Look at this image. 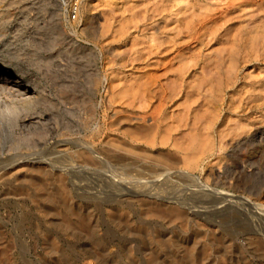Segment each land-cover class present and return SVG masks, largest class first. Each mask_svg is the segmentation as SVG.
<instances>
[{"label": "rangeland", "instance_id": "obj_1", "mask_svg": "<svg viewBox=\"0 0 264 264\" xmlns=\"http://www.w3.org/2000/svg\"><path fill=\"white\" fill-rule=\"evenodd\" d=\"M0 63L39 119L0 114V153L46 158L0 160V264H264V0H0Z\"/></svg>", "mask_w": 264, "mask_h": 264}, {"label": "bare ground", "instance_id": "obj_2", "mask_svg": "<svg viewBox=\"0 0 264 264\" xmlns=\"http://www.w3.org/2000/svg\"><path fill=\"white\" fill-rule=\"evenodd\" d=\"M5 65V64H4ZM4 66H3V64H1L0 63V114H2V115H4L5 116V114H13V115H15L14 117H15V121L16 122H18V125H20V126H22V127H25V126H29V125H33L35 122H37V121H34V120H30V121H26V119L27 118H25V116L23 115L25 112H26V106L27 105H30V104H32L31 102H32V100L34 99V93L32 94L31 93V91L29 90V87H28V85H26L25 84V82L24 81H22V80H20L18 77H14V76H11L10 75V73L6 70V69H4L3 68ZM36 94V93H35ZM35 97H36V95H35ZM37 98V97H36ZM37 99H39V98H37ZM35 100V99H34ZM40 100V99H39ZM38 100V101H39ZM36 101V100H35ZM38 101H37V103H38ZM42 103V102H41ZM92 110V109H91ZM91 110H90V112H91ZM13 115L12 116H10V117H13ZM22 115H23V117H22ZM9 117V118H10ZM25 118V119H24ZM11 119H13V118H11ZM10 120V119H9ZM14 120V119H13ZM12 121V120H11ZM16 122H13V124L14 123H16ZM12 124V123H11ZM12 124V125H13ZM17 124V123H16ZM15 125V124H14ZM1 127V126H0ZM30 127V126H29ZM150 129V128H149ZM5 130V129H4ZM143 131V132H142ZM146 131V132H145ZM151 131V130H150ZM153 131V130H152ZM169 131V130H168ZM167 131V132H168ZM149 131H147V130H145V128H143L142 127V129L140 128L139 130L138 129H135L132 133H135V136L137 135V136H139V137H146V136H148V133ZM152 133V132H151ZM170 133V132H169ZM32 134V133H31ZM161 134V133H160ZM24 135V134H23ZM91 135V134H90ZM149 135H150V133H149ZM153 134H151V136H152ZM196 136V135H195ZM170 137V136H169ZM193 137V136H192ZM194 138V137H193ZM196 138V137H195ZM194 138V139H195ZM19 139V138H18ZM134 139V138H133ZM140 139H142V138H140ZM139 139V140H140ZM149 139V138H148ZM167 139H168V137H167ZM137 140H138V138H137ZM197 140H198V138H197ZM196 140V141H197ZM207 140V139H206ZM112 141V140H111ZM192 141V140H191ZM200 141V140H199ZM193 142V141H192ZM198 142V141H197ZM34 143V142H33ZM196 143V142H195ZM200 143V142H199ZM107 144V143H106ZM111 144V143H110ZM116 145H117V143H115ZM200 144H203L202 143V141H201V143ZM199 144V145H200ZM86 145V144H85ZM92 145V144H91ZM91 145L90 146H86L85 147V149H84V151L86 150V152H88L89 154H90V156H91V158H92V156H93V159H94V156H95V154H93L96 150H95V148H92V147H94V146H92L91 147ZM198 145V146H199ZM114 146V145H113ZM195 146V145H194ZM202 146V145H201ZM10 147V146H9ZM116 149H114V148H110L109 149V151H108V148H107V153H106V158H108V160H111V161H113V162H115V163H124L125 161H127L128 159H129V157H128V159H127V157H126V155H127V153H126V155L123 153V151L121 150V148L119 147V146H114ZM119 147V148H118ZM208 147V146H207ZM211 147V146H210ZM83 148V147H82ZM201 148V147H200ZM93 149L95 150V151H93ZM50 150V149H49ZM199 150V149H198ZM198 150H197V152H198ZM210 150V149H209ZM11 151V150H10ZM101 151V150H100ZM103 151V150H102ZM30 152V151H29ZM33 152V151H32ZM35 152V151H34ZM81 152V151H80ZM195 152V151H194ZM9 153V152H8ZM37 153H39V152H37ZM44 153V152H43ZM82 153V152H81ZM96 153V152H95ZM6 154V153H5ZM83 154V153H82ZM93 154V155H92ZM140 154V153H139ZM193 155H194V153H192ZM192 154H190V155H192ZM39 155V154H38ZM101 155V154H100ZM100 155L98 156V158H100ZM130 155V154H129ZM29 156V155H28ZM77 156V155H76ZM89 156V155H88ZM197 156V157H196ZM35 157H37V154H36V156ZM42 157V156H41ZM96 157V156H95ZM102 157V156H101ZM104 157V156H103ZM188 157V156H187ZM187 157H186V159H187ZM8 158V156H5V155H3V152H1L0 153V160L1 159H4L3 161H1L2 163H5V162H7L6 164H8L7 165V167H3L4 169H11V168H13V167H15V165H17L16 164V162L18 163V161H20V163L19 164H26L27 162H33V163H37V164H41L42 162H43V160H45V159H43L44 157H42V158H40V159H42V160H40V159H31V158H29V157H26V156H24V157H22V158H17L16 160L15 159H13L12 157H10L9 156V158ZM72 158V157H71ZM86 158V157H85ZM98 158L96 157V159H97V161H99L98 160ZM208 158V157H207ZM49 159V158H48ZM54 159V158H53ZM139 159V158H138ZM200 158H199V155H197V153H196V155H195V157H192L191 156V158H189V161H188V164L190 165V166H194V168L197 166L196 164L198 163V160H199ZM22 160V161H21ZM62 160V159H61ZM87 160V159H86ZM90 160H92V159H90ZM107 160V161H108ZM134 160V161H133ZM132 161L134 162V164H133V162H132V164L133 165H135V160H137V159H133ZM146 160V159H145ZM47 161V160H46ZM52 161V160H51ZM56 161H57V159H56ZM63 161V160H62ZM71 161V160H70ZM96 161V162H97ZM104 161H106V159L104 160ZM138 161V160H137ZM137 161H136V163H137ZM92 162V161H91ZM94 162V161H93ZM95 162V163H96ZM129 161H127V163H128ZM130 162H131V160H130ZM141 162V161H140ZM203 162V161H202ZM201 162V163H202ZM55 163V162H54ZM63 163V162H62ZM65 163H67V162H65ZM65 163H63V164H65ZM72 163V162H71ZM70 163V164H71ZM108 163V162H107ZM106 163V164H107ZM112 163V162H111ZM114 163V164H115ZM127 163L125 162L124 164H126L127 165ZM143 163H145L144 161H143ZM151 163V162H150ZM186 163V162H185ZM28 164V163H27ZM32 164V163H31ZM43 164V163H42ZM56 164H57V162H56ZM55 164V165H56ZM106 164H105V166H106ZM124 164H122V165H124ZM132 164H129L128 163V165H131L132 166ZM142 164V163H141ZM156 164H157V161H156ZM175 164V163H174ZM194 164V165H193ZM58 165V164H57ZM66 165H69V164H66ZM72 165V164H71ZM108 165H109V163H108ZM112 165V164H111ZM137 165V164H136ZM144 165V164H143ZM148 165V164H147ZM53 166V165H52ZM60 166H61V164H60ZM63 166H65V165H63ZM121 166V165H120ZM120 166H118V168L120 167ZM146 166V165H145ZM152 166V165H151ZM154 166H155V164H154ZM154 166H152L151 168H150V165H149V174H150V172H152V174H157V175H161L162 176V172L164 173L165 171H163V170H166V172L167 171H171L172 172V170H170V168H167V169H165V168H162V169H160V167H159V169H157V165L155 166L156 167V169L154 168ZM166 166V165H165ZM176 166V165H175ZM186 166H187V164H186ZM202 166V165H201ZM42 167V166H41ZM46 167V166H45ZM49 167V166H48ZM57 167H59V166H57ZM57 167H55L56 169H57ZM104 167V166H103ZM107 168H108V166H106ZM113 167V166H112ZM115 167V166H114ZM128 167V166H127ZM134 167V166H133ZM139 167H140V165H139ZM164 167V166H163ZM2 167L0 168V172H3V169ZM23 168V167H22ZM31 168V167H30ZM60 168V167H59ZM58 168V169H59ZM62 168V167H61ZM120 168H124V167H120ZM129 168L130 167H128V168H126L127 170H128V172H130L129 171ZM132 168V167H131ZM130 168V170H133V169H137V168H133V169H131ZM144 168V167H143ZM146 168V167H145ZM188 168V167H187ZM63 169V168H62ZM103 169V168H102ZM105 169V168H104ZM115 169H117V165H116V167H115ZM176 169V168H175ZM174 169V170H175ZM183 169V168H182ZM186 169V168H185ZM193 169V168H192ZM40 170H42V169H40ZM64 170V169H63ZM67 169H65V171H66ZM109 170V169H108ZM113 170H114V168H113ZM121 170V169H120ZM125 170V169H124ZM127 170H126V172H127ZM160 170H162L161 172H160ZM178 170V169H177ZM179 170H180V168H179ZM36 171V170H35ZM69 171V170H68ZM70 171H71V168H70ZM141 171V170H140ZM139 171V172H140ZM189 171V170H188ZM188 171H186V170H180L178 173H179V175H181V176H179V179L180 178H182V180H183V178H185L184 177V175H187V176H189L188 177V181H189V178L190 177H192L191 175H189V173H188ZM193 171V170H192ZM63 172V171H62ZM116 172V174L115 175H118L117 173V170L115 171ZM122 172H124L123 170H122ZM137 172V171H136ZM138 172V173H139ZM142 172V171H141ZM169 172H167V174L169 173ZM176 172V171H175ZM174 171H173V173H175ZM7 173V172H6ZM43 173V172H42ZM69 173V172H68ZM132 173V172H131ZM144 173V172H143ZM177 173V174H178ZM148 174V175H149ZM152 174L150 175V176H152ZM166 174V173H165ZM165 174H163L164 175V177H167V178H169V175L168 176H166ZM172 174V173H171ZM110 175H112V174H110ZM124 175V174H123ZM157 175H154V176H156L157 177ZM182 175H183V177H182ZM60 176H62V175H60ZM149 176V177H150ZM153 176V177H154ZM178 176V175H177ZM176 176V177H177ZM186 176V177H187ZM255 176V175H254ZM113 177V176H112ZM132 177V176H131ZM142 177V176H141ZM140 177V178H141ZM152 177V178H153ZM155 177V178H156ZM163 177V178H164ZM65 178V177H64ZM120 178H122V177H120ZM124 178V177H123ZM158 178V177H157ZM160 178V177H159ZM170 178H171V176H170ZM196 177L195 176H193L192 177V179L194 180ZM207 178V177H206ZM254 178V177H253ZM59 179H60V177H59ZM161 179V178H160ZM174 179V178H173ZM126 180V179H125ZM159 180V179H158ZM170 180V179H169ZM181 180V181H182ZM186 180V179H185ZM249 180V179H248ZM64 181V180H63ZM61 182H62V179H61ZM65 182V181H64ZM64 182H62V184H65L66 185V183H64ZM131 182V181H130ZM152 182H153V180H152ZM155 182H156V180H155ZM186 182V181H185ZM244 182V181H243ZM184 183V182H183ZM198 183V182H197ZM125 184V183H124ZM135 184V183H134ZM151 184V183H150ZM154 184V183H153ZM164 184V183H163ZM166 184V183H165ZM194 184H196V183H194ZM137 185V184H136ZM183 185V184H182ZM197 185H199V183L198 184H196V186ZM204 185V184H203ZM64 185H62V187H63ZM67 186V185H66ZM126 186V185H125ZM140 186V185H139ZM168 186V185H167ZM188 186V185H187ZM202 185H200L199 186V188L201 187ZM68 187V186H67ZM66 187V188H67ZM115 187H116V185H115ZM132 187V186H131ZM159 187V186H158ZM204 187H205V185H204ZM204 187H202V188H204ZM69 188V187H68ZM67 188V189H68ZM126 188V187H125ZM130 188V187H129ZM141 188V187H140ZM143 188V187H142ZM155 188V187H154ZM183 188V187H182ZM189 189L191 188V187H188ZM195 188V187H194ZM67 189H65L64 187L62 188V191L64 190V192L66 191L67 193L69 192V189H68V191H67ZM124 189V188H123ZM128 189V188H127ZM139 189V188H138ZM177 189V188H176ZM192 189H193V187H192ZM196 189V188H195ZM154 190V189H153ZM194 190V189H193ZM129 191V190H128ZM135 191V190H134ZM137 191V190H136ZM149 191V190H148ZM140 192L142 193V191L140 190ZM144 192V191H143ZM147 192V191H146ZM186 192H187V190H186ZM209 192H210V194L211 193H215V194H217V195H220L219 194V192H217L216 190H211L210 188H204L203 189V191H202V193L204 194V196L205 197H207V196H209L210 194H209ZM120 193V192H119ZM125 193H126V191H125ZM124 193V194H125ZM148 193V192H147ZM113 194V193H112ZM200 194V193H199ZM66 195V194H65ZM120 195V194H119ZM127 196V195H126ZM152 196V195H151ZM201 196V195H200ZM199 196V197H200ZM113 197V196H112ZM192 197H195V196H191L190 198L191 199H193ZM159 198V197H158ZM164 198H166V199H163L162 197H161V200L162 201H165V202H169V204L171 203V205H170V207L173 209V210H175L177 213V217H181V218H183V217H186V212H185V210L183 209V208H181V206H183V205H186V206H191V204H189V198H188V200L187 199H183V197H169V196H165ZM170 199V200H169ZM190 199V200H191ZM133 200V199H132ZM225 200H226V202H232L230 199H229V197L228 198H225ZM156 202H157V199L155 200ZM159 201V200H158ZM192 201V200H191ZM220 199L218 198V197H215V198H213V200H211V201H202L201 200V202L202 203H213L212 204V207L214 206V207H216L217 208V206H215L217 203H220V202H222V201H220ZM224 201V200H223ZM97 204V203H96ZM166 204H168V203H166ZM185 206V207H186ZM195 206L196 207H198L199 209L200 208H207V206H204V205H197V203L195 204ZM194 206V208H196ZM211 206V205H210ZM184 207V206H183ZM170 208V209H171ZM189 208V207H188ZM216 208H213L212 210H214V209H216ZM164 209V208H163ZM162 209V210H163ZM170 211V210H169ZM168 212V211H167ZM173 212V211H172ZM175 214V215H176ZM201 215L203 214V213H200ZM228 214V213H227ZM174 215V214H173ZM191 216V215H190ZM176 217V216H175ZM176 217V218H177ZM185 219V218H184ZM174 220V219H173ZM183 220V219H182ZM1 227V226H0ZM21 227V226H20ZM20 230H21V228H20ZM11 234V233H10ZM19 236V235H18ZM19 240V239H18ZM23 244V243H22ZM24 246V245H23ZM22 246V247H23ZM12 247V246H11ZM24 248H26V247H24ZM5 250H7V249H5ZM3 251V250H2ZM26 251V250H25ZM7 253V252H6ZM7 256V255H6ZM5 256V257H6ZM22 256V255H21ZM6 264V263H5Z\"/></svg>", "mask_w": 264, "mask_h": 264}, {"label": "built area", "instance_id": "obj_3", "mask_svg": "<svg viewBox=\"0 0 264 264\" xmlns=\"http://www.w3.org/2000/svg\"><path fill=\"white\" fill-rule=\"evenodd\" d=\"M66 6V11L68 13V17L71 20H78L81 4L84 0H60Z\"/></svg>", "mask_w": 264, "mask_h": 264}]
</instances>
